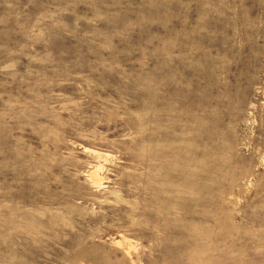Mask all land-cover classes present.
Returning <instances> with one entry per match:
<instances>
[{"label":"rangeland","instance_id":"1","mask_svg":"<svg viewBox=\"0 0 264 264\" xmlns=\"http://www.w3.org/2000/svg\"><path fill=\"white\" fill-rule=\"evenodd\" d=\"M0 264H264V0H0Z\"/></svg>","mask_w":264,"mask_h":264}]
</instances>
